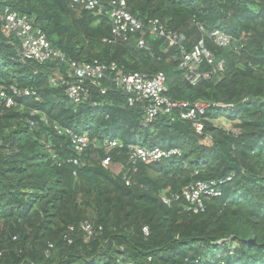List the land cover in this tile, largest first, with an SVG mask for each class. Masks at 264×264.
Returning a JSON list of instances; mask_svg holds the SVG:
<instances>
[{
    "label": "trees",
    "instance_id": "16d2710c",
    "mask_svg": "<svg viewBox=\"0 0 264 264\" xmlns=\"http://www.w3.org/2000/svg\"><path fill=\"white\" fill-rule=\"evenodd\" d=\"M125 1L145 27L158 19L186 51L203 40L214 61L201 71L222 69L192 85L178 45L146 30L108 42V11L72 0H0V14L8 7L30 17L66 59L162 72L171 99L209 105L204 129L196 133L175 114L145 124L140 106H129L107 79L86 82L87 98L75 102L65 84L49 81L64 64L21 60L19 39L0 29V88L15 101L0 105V264H264V0ZM215 30L233 43L214 44ZM11 87L34 93L14 95ZM221 115L239 133L215 125ZM72 132L87 136L81 152ZM111 140L118 144L108 149ZM129 145L181 155L132 162ZM196 181H214L221 192L203 211L162 201Z\"/></svg>",
    "mask_w": 264,
    "mask_h": 264
},
{
    "label": "built area",
    "instance_id": "2783aa9c",
    "mask_svg": "<svg viewBox=\"0 0 264 264\" xmlns=\"http://www.w3.org/2000/svg\"><path fill=\"white\" fill-rule=\"evenodd\" d=\"M72 3L74 5H82L85 9L93 10L97 13L108 11V15L113 22L112 37L108 42H127L129 34L146 30L150 36L163 37L170 45H178L181 49L179 68L186 71V79L192 85L202 79H209L212 74L215 75L222 69V64L218 63L217 68L212 71H201L200 67L202 64L212 65L214 61L211 52L205 48L203 40L197 41L190 51H186L180 45L179 37L167 30L158 19L148 20L145 27L141 20L135 18L126 9L125 0H72ZM0 23L1 32L6 38L10 39L15 36L19 39L21 60H36L39 63L55 61L64 64L66 67L64 71L66 78L63 75L64 72H61L60 68H58L55 70V74L50 76L49 81L52 85L65 84L66 93L73 101L80 102L87 98L86 82L100 87L102 80L107 79L126 94V102L129 106H140L144 114L143 122L145 124L152 122L158 116L175 114L179 119L190 121L197 133H201L203 130L204 124L201 116L209 105L203 101L188 103L187 101L171 99L165 93L167 90L166 77L162 72H156L151 75L140 72L120 73L115 63L106 64L98 60L79 62L66 59L61 51L51 47L45 33L41 28L33 24L30 17L24 14L21 15L8 7L4 8L0 14ZM210 36L213 43L217 46L227 47L233 43L231 36L218 30L212 31ZM137 46H145L143 38L138 39ZM109 71L112 73L116 72L114 76H109L107 74ZM105 90V88H102L101 92L104 93ZM11 92L14 95L23 94L25 96L34 93L29 90H17L13 87H11ZM14 104L13 97L0 88V105L11 107ZM71 136L76 151L81 152L87 144L86 134L79 135L72 132ZM117 144L116 140L107 141L106 147L110 149ZM129 152V158L132 162L141 159L147 163L181 155V151L178 148L165 150L154 147L148 149L136 145H129ZM108 163V158L103 161L105 166H108ZM213 184V182L197 181L185 186L179 193L169 196L162 195V201L165 204H170L173 200H182L187 210L196 213L204 209V202L207 198L219 195ZM81 228L87 238L93 232L92 225L87 221L82 223ZM69 229L72 230V227H69ZM143 232L145 234L148 233L146 227L143 228ZM52 247V244L48 245V249Z\"/></svg>",
    "mask_w": 264,
    "mask_h": 264
},
{
    "label": "clouds",
    "instance_id": "9594fccd",
    "mask_svg": "<svg viewBox=\"0 0 264 264\" xmlns=\"http://www.w3.org/2000/svg\"><path fill=\"white\" fill-rule=\"evenodd\" d=\"M186 80H187V79H186ZM202 80H203V79H202ZM187 81H188V80H187ZM200 81H201V80H200ZM196 84H197V83H196ZM194 85H195V84H194ZM199 101H200V100H199ZM208 107H209V106H208ZM206 109H207V108H206ZM206 109H205V110H206ZM204 113H205V111H204ZM204 113H203V115L201 116V117H202L203 124H204ZM220 118H221V117H220ZM215 121H217V120H214V121H213L215 125H220V124H216ZM230 122H231V121H230ZM231 125H232V128H230V129L227 128V127H225V126H222V125H220V126H221L222 128H224V129H226V130H229V131L233 132V133H236V134L239 133V128L234 127L232 122H231ZM203 129H204V127H203ZM202 131H203V130H202ZM202 131H201V132H202ZM196 133H197V132H196ZM198 134H200V133H198ZM179 150H180V149H179ZM173 157H174V156H173ZM176 157H178V156H176ZM164 159H167V158H164ZM196 182H197V181H196ZM201 182H202V181H201ZM208 182H213V183H214L213 186H214L215 190H217V191L219 192V195H220L221 192H220V190L217 188L216 182H214V181H208ZM206 183H207V182H206ZM189 185H190V184H189ZM219 195H216V196H219ZM211 197H214V196H211ZM211 197H209V198H211ZM209 198H207V199H209ZM207 199H206V200H207ZM206 200H205V201H206ZM204 203H205V202H204ZM185 209H186V208H185ZM186 210H187V209H186ZM188 211H189V210H188ZM202 211H203V210H202ZM199 212H200V211H199ZM147 234H148V233H147Z\"/></svg>",
    "mask_w": 264,
    "mask_h": 264
},
{
    "label": "rangeland",
    "instance_id": "374dc122",
    "mask_svg": "<svg viewBox=\"0 0 264 264\" xmlns=\"http://www.w3.org/2000/svg\"><path fill=\"white\" fill-rule=\"evenodd\" d=\"M216 124H220L222 126H225L227 128H232L231 122L225 117L221 115V118L217 119V121H215ZM113 171L117 170V167H112Z\"/></svg>",
    "mask_w": 264,
    "mask_h": 264
}]
</instances>
